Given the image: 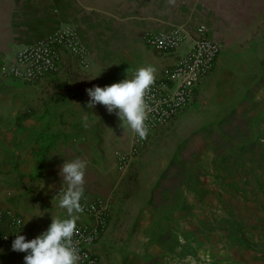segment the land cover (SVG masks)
Listing matches in <instances>:
<instances>
[{"label":"rangeland","instance_id":"374dc122","mask_svg":"<svg viewBox=\"0 0 264 264\" xmlns=\"http://www.w3.org/2000/svg\"><path fill=\"white\" fill-rule=\"evenodd\" d=\"M227 35L194 102L158 128L125 171L115 169L114 153L126 147L105 151L115 113L85 107L99 116L98 132L88 124L72 129L92 149L80 157L85 180L93 179L110 210L98 264H264V14ZM134 59L120 53L92 72L86 67L74 88L84 99L93 85L122 80L114 72ZM44 100L45 91L26 89L18 108L38 110ZM26 153L2 158L0 209L19 219L18 232L24 224L33 233L59 205L63 183L45 185V156Z\"/></svg>","mask_w":264,"mask_h":264},{"label":"crops","instance_id":"0c3cea01","mask_svg":"<svg viewBox=\"0 0 264 264\" xmlns=\"http://www.w3.org/2000/svg\"><path fill=\"white\" fill-rule=\"evenodd\" d=\"M261 14H264V0H174L173 3L169 0H0V59L52 34L63 25H69L89 51L87 68L91 72L100 64L112 62L121 53L124 58H136V61L117 69L114 72L117 79H124L131 70L134 73L148 65L156 68L155 76L158 77L171 58L144 45L143 33L179 27L194 37L196 29L203 26L209 39L222 45L227 42L228 29L254 22ZM56 68L54 74L34 83L3 79L0 85V175L3 173L2 158L10 154L17 156L24 150L28 156L31 152L33 156H45V185L59 184L62 183L59 176L61 159L93 155L91 147L81 145L72 137L73 128L87 124L98 132L99 116L91 115L85 109L89 96L83 99L74 88L82 79L81 73L89 72L62 51ZM122 71L126 73L120 74ZM26 89L36 93L45 91V100L38 110L32 108L21 113L18 106L23 103ZM106 132L108 155L124 146L127 148L129 138L123 121L109 119ZM96 185L90 177L84 192L89 197H99L94 191ZM60 186L65 185L60 184L58 188ZM50 210L51 216L43 219L35 216L42 219L36 232L29 233V228L23 224L19 235H24L26 240L34 239L39 231L47 230L52 217H68L66 209L59 205ZM78 215V222L86 221L82 214ZM2 227L6 229L4 222ZM107 228L91 248L97 261ZM25 255L23 252L7 255L0 248V264H24Z\"/></svg>","mask_w":264,"mask_h":264},{"label":"built area","instance_id":"2783aa9c","mask_svg":"<svg viewBox=\"0 0 264 264\" xmlns=\"http://www.w3.org/2000/svg\"><path fill=\"white\" fill-rule=\"evenodd\" d=\"M141 40L156 53L169 56L171 62L164 67L154 84L146 93L145 101L152 109L146 120L149 133L146 139H140L123 121L129 143L124 151L114 153V167L125 171L133 158L143 148L148 138L161 126L172 120L180 111L194 102L198 95L201 80L214 67L221 51V44L209 39L203 26L196 29L193 37L183 28L168 31H147ZM70 55L75 62L86 68L89 64L88 49L81 44L78 36L69 25L59 27L52 34L38 41L17 48L10 56L0 59V76L23 83H34L56 72L60 52ZM60 186L57 195L60 197ZM85 222L77 221V234L74 241H79L80 260L78 264H98L91 248L96 245L107 228L110 210L107 203L99 197H89L84 192L80 201ZM7 220V227L2 224ZM20 221L7 210L0 209V248L7 255L13 251L12 242L19 235ZM46 231L42 229L39 233Z\"/></svg>","mask_w":264,"mask_h":264},{"label":"clouds","instance_id":"9594fccd","mask_svg":"<svg viewBox=\"0 0 264 264\" xmlns=\"http://www.w3.org/2000/svg\"><path fill=\"white\" fill-rule=\"evenodd\" d=\"M155 74L156 68L148 65L134 73L131 70L119 82L104 87L93 85L85 90L90 98L87 107L92 108L97 103L103 105L109 114L115 113L120 121L126 122L140 139H146L149 129L145 122L152 109L145 96L155 82ZM86 169L87 161L80 157L62 163L59 176L66 187L60 189L59 207L66 209L68 217H52L47 230L34 239L26 240L24 235H16L11 248L26 253L24 264H78L81 258L79 241H74L73 236L78 231V214L83 211L80 201L85 191Z\"/></svg>","mask_w":264,"mask_h":264},{"label":"water","instance_id":"95a60500","mask_svg":"<svg viewBox=\"0 0 264 264\" xmlns=\"http://www.w3.org/2000/svg\"><path fill=\"white\" fill-rule=\"evenodd\" d=\"M119 73H120V74H121V73H126V71H122V72H119Z\"/></svg>","mask_w":264,"mask_h":264}]
</instances>
